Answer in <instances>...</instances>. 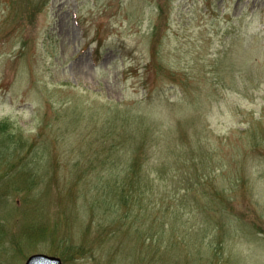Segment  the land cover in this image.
Here are the masks:
<instances>
[{"label": "rangeland", "instance_id": "obj_1", "mask_svg": "<svg viewBox=\"0 0 264 264\" xmlns=\"http://www.w3.org/2000/svg\"><path fill=\"white\" fill-rule=\"evenodd\" d=\"M4 123L0 264H264V0H0Z\"/></svg>", "mask_w": 264, "mask_h": 264}, {"label": "trees", "instance_id": "obj_2", "mask_svg": "<svg viewBox=\"0 0 264 264\" xmlns=\"http://www.w3.org/2000/svg\"><path fill=\"white\" fill-rule=\"evenodd\" d=\"M9 127H10L9 124H7V123L0 124V131H2L3 133H5V132L7 133V130L9 129ZM8 141L9 140L6 139V138H5V140L0 141V152H2L4 154V156L13 153V151L10 150L11 147L8 145ZM147 143L148 142H146V146H147ZM0 161H2V160H0ZM120 185L119 186L118 185H114V188L112 190L113 194H116V193H119V194L122 193V194H124L126 192L127 193H133L135 190H137L139 188L138 183H135L132 180L124 182L123 183V186H122V189H120ZM31 187L32 186L28 183L27 186L24 187L23 189H26L29 192L30 189H31ZM119 196H121V195H119ZM126 197L127 196L122 195V198L123 199H125ZM30 240L33 242L34 241L33 237H31ZM18 245L21 246L22 244L21 243H18Z\"/></svg>", "mask_w": 264, "mask_h": 264}, {"label": "water", "instance_id": "obj_3", "mask_svg": "<svg viewBox=\"0 0 264 264\" xmlns=\"http://www.w3.org/2000/svg\"><path fill=\"white\" fill-rule=\"evenodd\" d=\"M27 264H63L62 259L45 254H37L32 256Z\"/></svg>", "mask_w": 264, "mask_h": 264}]
</instances>
